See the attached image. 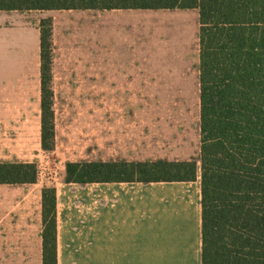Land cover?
<instances>
[{
	"label": "rangeland",
	"instance_id": "rangeland-1",
	"mask_svg": "<svg viewBox=\"0 0 264 264\" xmlns=\"http://www.w3.org/2000/svg\"><path fill=\"white\" fill-rule=\"evenodd\" d=\"M43 18L52 20V151L41 144ZM123 21L124 51L108 33ZM199 53L197 9L0 10V161L39 170L35 184H0V199L30 191L38 230L41 191L64 182L69 161L197 159ZM124 59L141 78H118Z\"/></svg>",
	"mask_w": 264,
	"mask_h": 264
},
{
	"label": "trees",
	"instance_id": "trees-1",
	"mask_svg": "<svg viewBox=\"0 0 264 264\" xmlns=\"http://www.w3.org/2000/svg\"><path fill=\"white\" fill-rule=\"evenodd\" d=\"M197 9V159L69 161L64 182L193 181L202 189L203 264H264V0H0V10ZM41 144L52 151V20L40 25ZM34 162L0 161V183L38 179ZM43 264H57L56 188L42 190Z\"/></svg>",
	"mask_w": 264,
	"mask_h": 264
},
{
	"label": "crops",
	"instance_id": "crops-1",
	"mask_svg": "<svg viewBox=\"0 0 264 264\" xmlns=\"http://www.w3.org/2000/svg\"><path fill=\"white\" fill-rule=\"evenodd\" d=\"M125 29L123 21L108 30L123 51ZM136 60L132 64L141 62ZM119 63L118 78H141L130 60ZM30 184L35 183L22 185ZM55 188L57 264H203L200 176L193 181L62 182ZM30 196L28 191L22 199H0V264H43L42 203L37 230Z\"/></svg>",
	"mask_w": 264,
	"mask_h": 264
}]
</instances>
